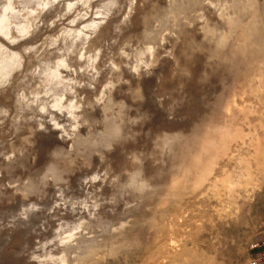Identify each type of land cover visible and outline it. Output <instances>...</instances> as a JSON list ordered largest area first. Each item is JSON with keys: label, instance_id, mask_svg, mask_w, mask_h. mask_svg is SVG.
Masks as SVG:
<instances>
[{"label": "rangeland", "instance_id": "obj_1", "mask_svg": "<svg viewBox=\"0 0 264 264\" xmlns=\"http://www.w3.org/2000/svg\"><path fill=\"white\" fill-rule=\"evenodd\" d=\"M27 1L0 0V264H252L264 0Z\"/></svg>", "mask_w": 264, "mask_h": 264}, {"label": "bare ground", "instance_id": "obj_2", "mask_svg": "<svg viewBox=\"0 0 264 264\" xmlns=\"http://www.w3.org/2000/svg\"><path fill=\"white\" fill-rule=\"evenodd\" d=\"M27 1V0H26ZM30 1V0H29ZM34 1H36L37 2V4L38 5H40V6H51L52 4H53V1H57V0H34ZM116 0H109L106 4H104V5H102L101 6V10L99 9L98 11H99V15H103L104 16V14H106V16H108V14L109 13H111V11H112V7L114 6L115 7V5L114 4H116V2H115ZM28 2V1H27ZM82 2H83V0H82ZM79 3H80V1H79ZM85 4V3H84ZM113 5V6H112ZM4 6V5H3ZM74 5H70V8L71 7H73ZM84 6V5H83ZM5 7V6H4ZM3 8V7H2ZM116 8V7H115ZM6 10H11V7L10 6H8L7 5V7H6ZM111 10V11H110ZM17 12H18V10H16ZM78 11V10H77ZM110 11V12H109ZM17 12H15V13H17ZM109 12V13H108ZM108 13V14H107ZM30 14V13H29ZM15 15V14H14ZM13 15V16H14ZM17 15H18V13H17ZM31 15V14H30ZM19 16V15H18ZM17 16V17H18ZM20 19H22V18H20ZM105 19V18H104ZM24 20V19H23ZM79 20V19H78ZM75 21V20H74ZM9 22H12L10 19H9V17L7 16V15H0V30H1V32H5V34L7 33V34H9V29H10V27L12 26L11 24L12 23H9ZM14 23V22H13ZM97 22H93L91 25H88V26H86V25H84L85 26V29L86 28H91L93 25L95 26V25H97L96 24ZM88 24H90V23H88ZM17 25V24H16ZM15 26V25H14ZM13 26V27H14ZM98 27H99V24H98ZM97 27V28H98ZM12 28V27H11ZM16 28V27H15ZM18 30L21 32V33H24V31L23 30H20V28H25V27H20L19 25H18ZM94 28H96V27H94ZM94 30V29H93ZM73 32V31H72ZM79 32V31H78ZM76 33V34H79V33ZM81 32V31H80ZM70 34H71V32H70ZM82 34H86V33H82ZM12 35V34H11ZM87 35H89V34H87ZM3 36V35H2ZM79 36V35H78ZM77 36V37H78ZM81 36V35H80ZM85 36V35H84ZM13 38V37H12ZM14 39V38H13ZM16 39V38H15ZM75 39V38H74ZM86 39V38H85ZM17 40V39H16ZM87 40V39H86ZM16 43V42H15ZM5 46V45H4ZM3 45H2V43L0 44V84L2 83V84H5L7 81L9 82L10 80H8V77H10V75H12L13 73H14V70L15 69H17V68H19V66L21 65V63H22V61H23V59H22V61H21V55L19 54V53H17V52H13V51H9L7 48H5ZM32 48V47H31ZM29 50H30V48H29ZM26 52V51H25ZM23 55V54H22ZM61 62V61H60ZM54 67H56V66H54ZM53 68H51V75H54V80L56 79L57 81H58V83L59 82H61V81H63V80H61L60 81V79H59V75H61V74H59V70H57L56 68L54 69V70H52ZM50 78H51V76H50ZM10 79V78H9ZM52 79H53V77H52ZM65 82V81H64ZM69 82V81H68ZM53 83V82H52ZM57 82L55 83V86H56V84L57 85H59ZM2 84H1V86H2ZM61 84V83H60ZM63 86V85H62ZM56 87H58V86H56ZM60 87V86H59ZM53 88H55V87H53ZM52 88V89H53ZM72 89H73V87H72ZM69 90V89H68ZM71 91V90H70ZM51 92V94H52V90L50 91ZM49 92V93H50ZM56 94V93H55ZM49 95V94H48ZM47 95V96H48ZM62 95V94H61ZM53 97V96H52ZM54 97H55V95H54ZM35 99V101L37 100V97L36 98H34ZM19 100H20V98H19ZM55 101L53 102L54 103V105H53V108H55V109H59V110H61V111H63L62 109H67V111H68V113L69 114H71L72 115V117H75L74 115L75 114H73V109H75L76 107L74 106V105H72V104H69L68 106H63V104H62V99H58L57 97H56V99H54ZM38 101V100H37ZM46 102L44 101V104H45ZM64 103V102H63ZM70 103V102H69ZM47 104H48V102H47ZM23 105V104H22ZM27 105V104H26ZM31 106V105H30ZM39 106V105H38ZM50 106H52V105H50ZM77 106V105H76ZM24 107V106H23ZM44 107V106H43ZM42 107V108H43ZM44 109H45V107H44ZM46 110V109H45ZM58 110V111H59ZM2 116H3V112H2V108H0V120L2 119ZM53 122V121H52ZM56 124V123H55ZM240 135H241V137H244L241 133H240ZM263 144H264V142L262 141V140H260V139H258L257 141H255L254 142V144H253V147H254V149H256V152H257V154H260L261 153V150H262V148H263ZM264 149V148H263ZM264 151V150H263ZM255 152V151H254ZM260 155H262V154H260ZM259 155V157H261ZM254 156V155H253ZM263 156V155H262ZM264 161V160H263ZM257 162H258V167H260L261 166V172H262V167H263V170H264V162H261L260 163V159L257 157ZM249 169V168H248ZM249 172V171H248ZM252 177V174L249 172L248 173V178H251ZM225 178H227V177H225ZM228 179V178H227ZM249 181V180H248ZM224 185L227 187V189H228V191H233L234 189H235V187H234V183H232V182H229V181H227V180H224ZM219 192V191H218ZM221 196V195H220Z\"/></svg>", "mask_w": 264, "mask_h": 264}, {"label": "built area", "instance_id": "obj_3", "mask_svg": "<svg viewBox=\"0 0 264 264\" xmlns=\"http://www.w3.org/2000/svg\"><path fill=\"white\" fill-rule=\"evenodd\" d=\"M255 248H260L263 251L260 253V255H254L252 264H264V235L262 238L258 241V243L255 245Z\"/></svg>", "mask_w": 264, "mask_h": 264}, {"label": "crops", "instance_id": "obj_4", "mask_svg": "<svg viewBox=\"0 0 264 264\" xmlns=\"http://www.w3.org/2000/svg\"><path fill=\"white\" fill-rule=\"evenodd\" d=\"M262 235H264V233L262 234ZM263 250L262 249H260V248H255V250H254V255H260V253L262 252ZM253 259V258H252Z\"/></svg>", "mask_w": 264, "mask_h": 264}]
</instances>
